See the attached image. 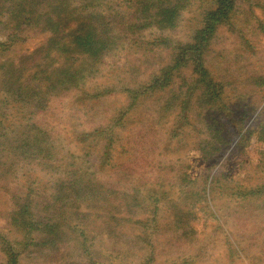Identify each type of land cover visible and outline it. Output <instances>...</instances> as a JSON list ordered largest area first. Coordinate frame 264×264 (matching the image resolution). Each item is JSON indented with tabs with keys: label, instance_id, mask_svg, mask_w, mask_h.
<instances>
[{
	"label": "rangeland",
	"instance_id": "obj_1",
	"mask_svg": "<svg viewBox=\"0 0 264 264\" xmlns=\"http://www.w3.org/2000/svg\"><path fill=\"white\" fill-rule=\"evenodd\" d=\"M200 1L191 0L173 30L143 31L144 42L120 44L79 88L51 94L46 108L30 119L45 134L51 157L12 158V172L0 182L16 194L38 191L50 205L58 184L68 181L74 183L69 188L94 181L119 192L157 185L168 191V199L179 196L184 203V227L176 230L172 217L164 215L157 225L124 222L118 225L123 234L107 236L97 218L91 232L100 237H90L93 245L86 253L72 243L63 249L32 246L22 251L21 264H145L149 258L155 264H264V0H234L201 49L203 81L185 57L162 84L158 70L173 65L179 47L192 42L201 26L210 0ZM117 2L109 5L118 12L124 6ZM10 3L0 0V42H6L0 65L17 61L48 37L42 27H32L19 30L20 39L6 40L14 28L6 10ZM158 34L168 41L145 43ZM150 84L153 89L143 95ZM0 96L5 97L1 91ZM181 100L184 108L178 112L175 104ZM22 112L30 115L25 107ZM13 121L15 128L25 123ZM98 130L106 131L96 136ZM171 130L181 135L169 139ZM215 146L221 149L213 151ZM107 148L113 155L100 165ZM0 235L22 237L2 218Z\"/></svg>",
	"mask_w": 264,
	"mask_h": 264
},
{
	"label": "trees",
	"instance_id": "obj_2",
	"mask_svg": "<svg viewBox=\"0 0 264 264\" xmlns=\"http://www.w3.org/2000/svg\"><path fill=\"white\" fill-rule=\"evenodd\" d=\"M10 1L6 10L9 11L10 18L14 17V28L6 32V40L13 42L15 38L20 39L22 36L18 31L32 27H42L48 32V37L44 44L22 55L17 61L4 60L0 65V91L5 95L4 98L0 96V182L12 172V158L31 160L51 157L45 144V134L30 121L32 113L46 108L51 94L79 88L87 77H92L97 71L96 65L106 55L117 50L120 44L127 40L135 45L144 42L141 37L143 31L151 28L158 32L173 30L182 11L191 2L116 0L117 7L124 6V11L120 9L117 12L114 5H109V0H105L104 5L98 4L102 0ZM233 4L234 0L208 1L209 6L202 12L201 26L194 31L193 41L179 47L181 49L172 66L158 70L156 77L163 76L162 84L170 79L174 70L172 67L185 63V57L190 58L193 72L203 81L207 70L204 58L201 57V49L215 32L216 25L227 19ZM128 8L130 10L127 12ZM167 41L168 38L158 34L145 43L157 45ZM5 43L0 42V46ZM186 53L189 55L186 56ZM154 84L157 85V82ZM152 89L150 84L141 93L147 95ZM188 91L189 89L186 90ZM131 93L135 101L139 92L134 90ZM175 105L179 107L178 112H181L184 100ZM23 107L29 116L22 114ZM15 117L25 123H19L18 128H15ZM123 120L122 113L116 121L120 123ZM105 131L98 130L94 134L101 136ZM110 133H114L113 129ZM180 135V130H171L169 139ZM220 137L223 138L222 134ZM213 149L217 151L221 147L215 146ZM111 150H104L100 165L104 163L103 160L111 158ZM71 184L74 183L68 181L66 185L58 184V189L50 198L51 205L38 198V191L32 192L30 188L22 194H16L8 187L0 186V218L22 234L17 241L0 235V264H21L18 258L22 251L32 246L52 244L56 245L55 249H63L61 246L72 243L83 248L86 253L88 247L93 245L90 237H100L99 232L95 235L91 232L97 218V223L105 229L107 236L121 234L122 232H118V225L124 222H150L157 225L158 219L164 215L166 219L172 217L176 230L184 227L182 216L187 214L184 203L179 196L176 200L168 199V191L161 190L157 185L149 184L144 188L119 192L94 181L84 188H69ZM81 206L92 209V212L81 211ZM168 208H174V211L171 212ZM145 264H155L154 259L149 258Z\"/></svg>",
	"mask_w": 264,
	"mask_h": 264
}]
</instances>
